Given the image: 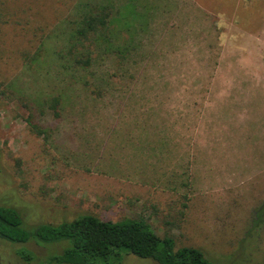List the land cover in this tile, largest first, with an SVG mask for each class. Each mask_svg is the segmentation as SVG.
Here are the masks:
<instances>
[{
    "label": "rangeland",
    "instance_id": "374dc122",
    "mask_svg": "<svg viewBox=\"0 0 264 264\" xmlns=\"http://www.w3.org/2000/svg\"><path fill=\"white\" fill-rule=\"evenodd\" d=\"M104 5L111 48L76 68L74 29ZM263 199L264 0H0V207L141 217L211 264H264ZM21 247L45 253L0 241V264Z\"/></svg>",
    "mask_w": 264,
    "mask_h": 264
},
{
    "label": "trees",
    "instance_id": "16d2710c",
    "mask_svg": "<svg viewBox=\"0 0 264 264\" xmlns=\"http://www.w3.org/2000/svg\"><path fill=\"white\" fill-rule=\"evenodd\" d=\"M128 14L134 12L131 10ZM112 21V11L106 5L82 17L74 29V36L85 52L80 58L71 59L74 67L83 70L91 68L95 63L94 49L99 44L111 48L108 36ZM129 46L131 42L125 45L126 48ZM121 47L118 45L117 52ZM93 86L92 93L100 97L102 90ZM57 105V100L53 99L50 109L54 116L58 115ZM26 125L34 135L44 134L32 123L30 115L26 118ZM263 222L264 199L252 211L249 230L256 229ZM0 241L11 245L33 244L45 250L43 255L37 256L23 247L16 249L14 254L23 264H121L125 257L148 259L155 264H211L197 248H176L171 235L156 234L141 217L112 222L93 215H80L57 224L26 226L15 209L1 206Z\"/></svg>",
    "mask_w": 264,
    "mask_h": 264
}]
</instances>
